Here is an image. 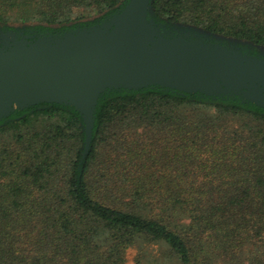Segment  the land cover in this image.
<instances>
[{
  "label": "trees",
  "instance_id": "obj_1",
  "mask_svg": "<svg viewBox=\"0 0 264 264\" xmlns=\"http://www.w3.org/2000/svg\"><path fill=\"white\" fill-rule=\"evenodd\" d=\"M129 1L0 0V22L62 36ZM150 5L167 35L191 25L251 54L264 46V0ZM87 138L69 104L0 118V264H126L131 248L136 264H264V106L236 93L109 88Z\"/></svg>",
  "mask_w": 264,
  "mask_h": 264
},
{
  "label": "water",
  "instance_id": "obj_2",
  "mask_svg": "<svg viewBox=\"0 0 264 264\" xmlns=\"http://www.w3.org/2000/svg\"><path fill=\"white\" fill-rule=\"evenodd\" d=\"M150 2L130 0L102 24L1 48L0 118L41 102L69 104L82 113L90 143L95 106L109 88L236 93L264 106V58L190 31L167 35L148 17Z\"/></svg>",
  "mask_w": 264,
  "mask_h": 264
},
{
  "label": "rangeland",
  "instance_id": "obj_3",
  "mask_svg": "<svg viewBox=\"0 0 264 264\" xmlns=\"http://www.w3.org/2000/svg\"><path fill=\"white\" fill-rule=\"evenodd\" d=\"M11 25L14 26L17 29L22 28L21 25H19V24L11 23ZM0 26H4V23L0 22ZM183 27H179L178 30L179 31H183V33L190 31L192 37L197 36V37L202 38V39L203 38L210 39V40H205V41L206 42H212L213 41V42H217V43L229 46V47L230 46H234L235 48H238V50L240 52H242V53L258 56L260 58H264V54L263 55H257L256 52L255 53L252 52V54H251V53H249V51L247 52L245 50H241V47L239 46V44L245 43L243 41H240V40H237V39H234V38H230V37H225V36H222V35H219V34H215L214 35V34H211L208 31H205L202 28H197V27H194V26H191V25H185ZM211 39H214V40H211ZM257 49H258V51H261V53H264V46L259 45V46H257ZM154 248L157 249V250H160V246H154ZM137 253L138 252H137V250L135 248H131L129 250V252H128V259H127V263L126 264H136L135 263V258L137 256ZM155 256L156 255H152L150 257V262L148 264H156L154 262V257Z\"/></svg>",
  "mask_w": 264,
  "mask_h": 264
},
{
  "label": "flooded vegetation",
  "instance_id": "obj_4",
  "mask_svg": "<svg viewBox=\"0 0 264 264\" xmlns=\"http://www.w3.org/2000/svg\"><path fill=\"white\" fill-rule=\"evenodd\" d=\"M183 34V31H177L175 34H170L173 36H177ZM26 35L25 31L17 28H5L4 26H0V49L3 47H8L7 44L11 43L13 39H22ZM31 35V34H30ZM204 39V38H203ZM210 40V39H208ZM249 50H247L248 52ZM257 55H263L261 51H256Z\"/></svg>",
  "mask_w": 264,
  "mask_h": 264
}]
</instances>
